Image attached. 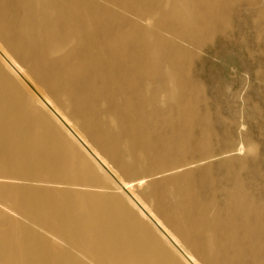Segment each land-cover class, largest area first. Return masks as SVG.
Masks as SVG:
<instances>
[{"label":"bare ground","instance_id":"bare-ground-1","mask_svg":"<svg viewBox=\"0 0 264 264\" xmlns=\"http://www.w3.org/2000/svg\"><path fill=\"white\" fill-rule=\"evenodd\" d=\"M242 2L0 0V264H264V201L177 174L211 157L177 56Z\"/></svg>","mask_w":264,"mask_h":264},{"label":"rangeland","instance_id":"rangeland-1","mask_svg":"<svg viewBox=\"0 0 264 264\" xmlns=\"http://www.w3.org/2000/svg\"><path fill=\"white\" fill-rule=\"evenodd\" d=\"M260 10L263 12L262 17L257 13ZM262 26H264V0H257L256 5L242 2L238 7L231 9L228 30L213 35L205 42L203 40L201 45L190 49L192 52H186L181 57L177 56L178 66H184L183 76L197 84V88L190 86L189 92L196 113L205 117V124L211 130L208 154L211 157L202 159L203 155L197 151L183 156L178 155V165L192 163L188 167H180L177 174L185 172L193 174L194 192L204 202L210 195V184L206 181L207 176L203 174L206 169L210 172L209 176L215 179L213 185L217 190L229 186L228 181L237 174L243 182L247 196L264 201V28L262 29ZM178 75L180 76L179 72ZM202 125L201 122L200 127ZM196 132H199V129ZM80 140L92 151L81 138ZM235 150L241 152L236 154ZM173 153L174 151L170 152V155ZM110 166L115 169L111 163ZM105 167L109 175L116 178L110 168ZM115 170L118 175L121 174L117 169ZM120 176L124 178L123 174ZM149 182L148 180L140 183L138 188L134 186V190L154 208L155 204L149 195L151 191L149 188L146 189ZM214 196L215 206L222 207L226 201L225 197L218 191Z\"/></svg>","mask_w":264,"mask_h":264}]
</instances>
